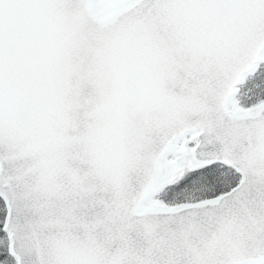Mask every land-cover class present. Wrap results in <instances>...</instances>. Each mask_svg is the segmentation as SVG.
Masks as SVG:
<instances>
[{
  "label": "snow or ice",
  "instance_id": "6c2138e0",
  "mask_svg": "<svg viewBox=\"0 0 264 264\" xmlns=\"http://www.w3.org/2000/svg\"><path fill=\"white\" fill-rule=\"evenodd\" d=\"M0 264H264V0H0Z\"/></svg>",
  "mask_w": 264,
  "mask_h": 264
}]
</instances>
